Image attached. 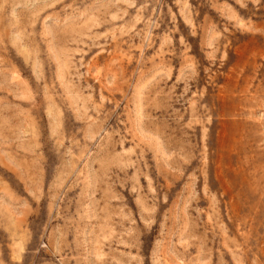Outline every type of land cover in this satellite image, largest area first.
Returning a JSON list of instances; mask_svg holds the SVG:
<instances>
[{
  "label": "rangeland",
  "instance_id": "1",
  "mask_svg": "<svg viewBox=\"0 0 264 264\" xmlns=\"http://www.w3.org/2000/svg\"><path fill=\"white\" fill-rule=\"evenodd\" d=\"M0 264H264V0H0Z\"/></svg>",
  "mask_w": 264,
  "mask_h": 264
}]
</instances>
